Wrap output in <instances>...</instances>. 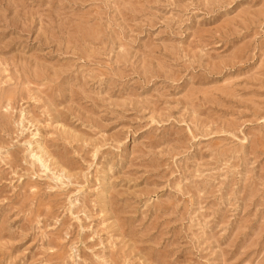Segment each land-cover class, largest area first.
I'll return each mask as SVG.
<instances>
[{
    "label": "rangeland",
    "instance_id": "rangeland-1",
    "mask_svg": "<svg viewBox=\"0 0 264 264\" xmlns=\"http://www.w3.org/2000/svg\"><path fill=\"white\" fill-rule=\"evenodd\" d=\"M0 264H264V0H0Z\"/></svg>",
    "mask_w": 264,
    "mask_h": 264
}]
</instances>
